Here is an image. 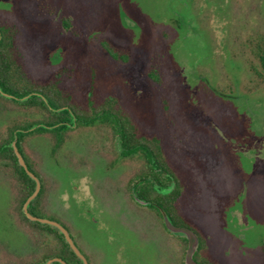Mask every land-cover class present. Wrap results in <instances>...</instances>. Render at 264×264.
Here are the masks:
<instances>
[{"label":"rangeland","instance_id":"obj_1","mask_svg":"<svg viewBox=\"0 0 264 264\" xmlns=\"http://www.w3.org/2000/svg\"><path fill=\"white\" fill-rule=\"evenodd\" d=\"M0 24L15 29L34 80L57 77L88 112V97H115L159 139L182 182L179 210L213 259L264 264V71L255 53L264 0H0ZM44 120L0 95V144L10 127ZM56 142L54 132H33L22 148L40 180L42 217L68 228L87 264H184L187 241L181 254V241L131 195L145 165L138 152H123L99 121L75 123ZM20 187L0 158V264H28L58 243L25 220Z\"/></svg>","mask_w":264,"mask_h":264},{"label":"trees","instance_id":"obj_2","mask_svg":"<svg viewBox=\"0 0 264 264\" xmlns=\"http://www.w3.org/2000/svg\"><path fill=\"white\" fill-rule=\"evenodd\" d=\"M64 26H68L66 20L64 21ZM14 35L15 29L12 25L0 24V86L5 93L16 97H23L34 92L40 93L47 99V102L35 95L24 101H11L24 108L36 107L39 109V113L45 114L46 120L43 121L45 125H55L53 128L39 126L32 130L27 129L33 124L15 125L10 127L8 137L2 144H0V158L9 159L13 163L15 175L21 186L20 188L22 189L19 205L22 207L26 198L33 191L35 182L28 176L25 169L17 163L14 151L9 145V143L14 140V132L17 129H22L21 131L16 132V145L19 152L22 154L28 169L37 175L23 151L22 142L24 137L33 132L55 133L61 130H67V128L71 127V115L69 113L71 110L75 117V123L90 125L99 121L103 124L109 125L118 136L123 152H138L141 157L144 158L145 165L139 175H137L138 181H132L130 186V189L132 187V192L135 193L138 198L149 202L146 207H149L154 211L165 231L167 230L163 223V216L167 215L173 224L189 227L195 232L198 237V246L193 254L195 261L201 264H219L207 252L206 235L179 210L178 198L182 192V182L168 163L159 139L154 135H148L140 131L132 118L121 108L115 97H106L97 105H95L92 99L88 97L87 104L91 106L92 110L88 112L81 109L79 105L72 101L70 94L66 93L59 85L57 77L43 82L34 80L25 71L22 62L19 59V55L16 53ZM102 46L113 59L118 60L122 58L126 60L127 56L123 53H119L118 49L111 43L102 41ZM255 53L259 65L262 71H264V43L258 45ZM92 81L93 79L91 78V85L93 83ZM88 96H90V94ZM65 106L67 107L66 110H52V108H61ZM57 139L60 140L59 137H57ZM171 183H173L174 186L167 192L162 193V191L167 190ZM42 197L41 187L37 196L28 206L29 212L34 216H45L40 210ZM24 218L37 232H47L58 240L56 247L52 248L49 252L44 253V255L36 257L35 260L28 264H43L45 259L53 256L60 257L65 260L67 264H80V261L76 258L74 252L64 240V236L57 228L42 224L38 221H30L25 216ZM49 218L57 220L53 217ZM58 222L61 223L60 221ZM173 237L181 241V254H183L186 239L177 236ZM52 264L59 263L53 262ZM181 264H183V262Z\"/></svg>","mask_w":264,"mask_h":264},{"label":"water","instance_id":"obj_3","mask_svg":"<svg viewBox=\"0 0 264 264\" xmlns=\"http://www.w3.org/2000/svg\"><path fill=\"white\" fill-rule=\"evenodd\" d=\"M0 95L4 96L7 99L18 100V101H24V100L32 97L33 95H35V96L43 99L45 102H47V99L45 97H43L38 92L30 93V94H27V95H25L23 97H16L14 95L5 93L2 90L1 86H0ZM64 109L66 110L67 107L65 106V107H61V108H52V110H54V111H62ZM69 113L71 115V124H70V126H73L75 124V117H74V115H73L71 110L69 111ZM39 126L40 127H45V128H53L55 125L47 126L45 124L39 123V124H36V125H33V126L29 127L27 130H32L35 127H39ZM21 130L22 129H17L14 132V140L11 142L10 146L12 147V149L14 151V154H15V156L17 158V163L21 167H23L25 169V171L28 174V176L35 182L33 191L31 192V194L26 198V200L23 203V206H22L23 214H24V216L26 218H28L31 221H38V222H40L42 224H47V225H50V226H52L54 228H57L58 231L64 236V239L67 242V244L69 245L70 249L78 257V259L81 261V263L82 264H87L86 257L80 251L78 246L75 244L74 240L70 236V233H69L68 229L64 225H62L61 223H59L58 221H56L54 219H50V218H46V217L34 216L28 210L29 203L37 196V194H38V192L40 190L41 184H40L39 178L31 170L28 169L23 156L19 152L18 147L16 145V138H17L16 132L17 131H21ZM172 187H173V183L170 184V186L167 188L166 191H162V190L161 191H162V193H165L168 190H170ZM133 197H134L135 201L140 203V204H143L145 206L149 204L148 201H144V200L138 198L135 195V193H133ZM163 220H164V225H165L166 229L171 234H173L175 236L183 237L187 241V248H186L185 256H184V264H201V263L195 261L194 258H193V254H194V252H195V250H196V248L198 246V237L195 234V232L192 229H190L189 227L177 226V225L173 224L167 215L163 216ZM53 262H58L59 264H67L65 260H63V259H61L60 257H57V256L47 259L43 264H52Z\"/></svg>","mask_w":264,"mask_h":264},{"label":"flooded vegetation","instance_id":"obj_4","mask_svg":"<svg viewBox=\"0 0 264 264\" xmlns=\"http://www.w3.org/2000/svg\"><path fill=\"white\" fill-rule=\"evenodd\" d=\"M70 128H67V130H69ZM67 130H61V131H59V132H55V138H56V143H60L61 141H62V133H64V132H66ZM57 137H59L60 138V140H58L57 139ZM55 149H56V145L54 146V147H52V151H55ZM137 154H139V153H137ZM140 155V154H139ZM141 156V155H140ZM143 158V157H142ZM144 159V158H143ZM135 182L136 181H138V179H136V180H134ZM131 195H133V192H132V187H131ZM133 197V196H132ZM67 228V227H66ZM68 229V228H67ZM69 231V230H68ZM69 233H70V231H69ZM70 236H71V233H70ZM72 237V236H71ZM73 239V238H72ZM65 240V239H64ZM76 256V255H75ZM76 258H78L77 256H76ZM79 260V259H78Z\"/></svg>","mask_w":264,"mask_h":264}]
</instances>
